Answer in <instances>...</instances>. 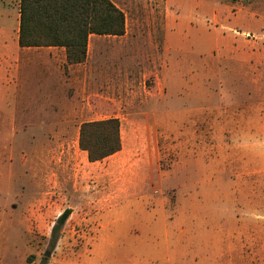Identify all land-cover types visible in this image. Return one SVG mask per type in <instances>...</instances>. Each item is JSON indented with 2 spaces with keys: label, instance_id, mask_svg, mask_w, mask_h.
I'll return each instance as SVG.
<instances>
[{
  "label": "rangeland",
  "instance_id": "rangeland-1",
  "mask_svg": "<svg viewBox=\"0 0 264 264\" xmlns=\"http://www.w3.org/2000/svg\"><path fill=\"white\" fill-rule=\"evenodd\" d=\"M114 2L63 84L0 64V264H264V0Z\"/></svg>",
  "mask_w": 264,
  "mask_h": 264
},
{
  "label": "trees",
  "instance_id": "trees-1",
  "mask_svg": "<svg viewBox=\"0 0 264 264\" xmlns=\"http://www.w3.org/2000/svg\"><path fill=\"white\" fill-rule=\"evenodd\" d=\"M126 32L124 11L113 0H21L19 44L22 47H64L67 63L85 62L91 34L122 36ZM80 148L90 162L101 161L122 149L121 122L110 117L84 122ZM65 209L52 230L53 243L71 214ZM42 264H46L44 261Z\"/></svg>",
  "mask_w": 264,
  "mask_h": 264
},
{
  "label": "crops",
  "instance_id": "crops-1",
  "mask_svg": "<svg viewBox=\"0 0 264 264\" xmlns=\"http://www.w3.org/2000/svg\"><path fill=\"white\" fill-rule=\"evenodd\" d=\"M20 2L21 0H0V28L2 29L0 35V42L3 43V47L0 48V64H2L3 66H5V64L14 65V66H18L19 69L22 67L26 70L40 69L45 74L51 73L53 75V76L49 75L48 77L47 74L44 75L45 78L47 77L46 80L57 78L63 84L65 81V69L67 67L72 68L73 66L81 65L82 63L68 64L66 49L64 47L20 46L19 44ZM14 21L16 23V27L12 28L10 24H12ZM93 36H102V35L91 34L89 41ZM88 51H89V44H88ZM57 93L58 91L56 90L54 94ZM54 102L56 103L57 101ZM68 117L73 118L74 116L68 115ZM122 147H123V143H122Z\"/></svg>",
  "mask_w": 264,
  "mask_h": 264
},
{
  "label": "water",
  "instance_id": "water-1",
  "mask_svg": "<svg viewBox=\"0 0 264 264\" xmlns=\"http://www.w3.org/2000/svg\"><path fill=\"white\" fill-rule=\"evenodd\" d=\"M46 256H47V257L50 256V253H46Z\"/></svg>",
  "mask_w": 264,
  "mask_h": 264
}]
</instances>
